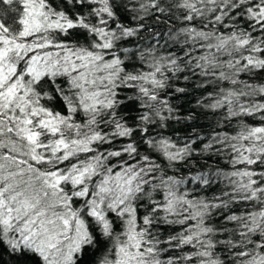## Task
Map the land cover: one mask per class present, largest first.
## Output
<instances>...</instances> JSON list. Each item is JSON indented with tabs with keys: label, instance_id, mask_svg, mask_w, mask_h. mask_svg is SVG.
<instances>
[{
	"label": "snow or ice",
	"instance_id": "obj_1",
	"mask_svg": "<svg viewBox=\"0 0 264 264\" xmlns=\"http://www.w3.org/2000/svg\"><path fill=\"white\" fill-rule=\"evenodd\" d=\"M13 3L21 6L19 28L0 19V260L7 255V264H264V85L239 78L264 71V0L168 5L183 10L184 26L167 34L166 43L207 41L200 47L209 52L197 58L196 67L200 75L229 85L211 103H198L224 109L225 123L240 122L235 135L214 132L200 149L228 150L234 170L188 178L167 175V168L196 154V141L178 147L151 131L178 118L161 92L171 87L169 74L183 70V58L121 47L144 27L119 22L116 8L128 11L127 0H0ZM160 4L142 0L132 9L133 19L143 20L151 10L164 13ZM209 24L214 30L205 31ZM217 25L232 30L224 34ZM155 39L159 44L158 33ZM125 90L134 94L120 98ZM121 108L137 115L125 116ZM257 115L259 125L243 122ZM117 138L130 142L100 151ZM141 146L151 150L148 155H140ZM153 153L168 163L157 164ZM113 158L121 159L110 163ZM219 180L228 186V200L188 199L183 188L189 181L210 187ZM232 202L251 203L254 210L225 216L236 227L230 238L213 239L229 231L227 223L214 228L206 218ZM175 223L186 227L165 239L153 232L154 226ZM217 245L224 246V259ZM184 246L191 251L181 254Z\"/></svg>",
	"mask_w": 264,
	"mask_h": 264
},
{
	"label": "trees",
	"instance_id": "obj_2",
	"mask_svg": "<svg viewBox=\"0 0 264 264\" xmlns=\"http://www.w3.org/2000/svg\"><path fill=\"white\" fill-rule=\"evenodd\" d=\"M128 2V11H125L123 7H117V17L120 23H123L125 27H134L138 24H143L144 27L138 32L134 37L126 38L121 47L127 48H139L141 50H146L149 48H154L155 53L159 56H167L169 53L174 54L177 57H182L180 61L182 71H178L175 75L169 74L171 79L169 83L170 88L165 89L161 92V97L168 100V103L175 109L174 115L177 119H170L168 121V127L164 129L153 128L151 131L159 132L161 135L170 138L173 142L177 144L178 147L182 146L186 141L195 140L196 143L192 145V148L196 149V154H193L188 160L181 163L175 164L172 167L167 168V175L176 176L177 178H188L189 176H194L202 172H212L217 169L222 172H230L233 169L230 163V155L228 150H223L216 152L215 149L209 150L208 152H200V149L203 148V145L209 142L212 134L214 132H219L221 134L227 132L230 135H235L239 130L240 122L237 119H233L230 122L225 123L224 121V109L211 110L205 107L200 106L198 101H202L204 104H209L212 102V98L215 96V93L219 91L221 87H228L227 82L218 83L211 76L200 75L201 69L196 67L197 58L203 55H207L209 50L205 47H200V43L207 44V41L197 42L191 41L188 44L180 45L173 44L171 41L167 40V34L176 33L183 26L182 22V9L172 7L169 8V4L173 3L174 0H161L160 6L165 8L164 13L156 12L151 10L148 15L144 17L143 20L133 19L137 15L136 12L132 11L133 8H138L139 3L142 0H127ZM117 4H120V0H117ZM21 6L17 3L11 5L0 4V19L6 20V22L13 28H19V25L16 21L20 17ZM79 10V9H77ZM83 11H87L84 9ZM142 14V13H141ZM211 18V14H209ZM225 23H231V21L226 17ZM197 30H200L201 25H196ZM205 31H212L213 26L208 25V28L204 29ZM215 30L227 34L232 29H225L221 25H217ZM159 34V44L156 43L155 34ZM189 51L191 56H185L184 52ZM247 55V53H245ZM259 55V54H255ZM191 59V63L188 64L187 61ZM221 59H227V57H221ZM138 63H140L138 61ZM203 63V61H200ZM147 71V65L143 69ZM187 77V79H185ZM240 80L252 84V85H264V71L254 70L251 73H241ZM176 88H183L185 91L183 93L175 92ZM212 94V97L209 94ZM132 90H125L124 92L119 93V97L123 98L125 95H133ZM43 103V101H42ZM120 112L125 115H137L136 112L128 113L123 108ZM188 117H191L189 119ZM79 119V117H77ZM244 123L249 125H259L260 119L259 115L256 117H249L243 120ZM133 121L129 120V124ZM111 131V128L106 129ZM198 137L200 139H198ZM129 138H117L113 141L112 144H104L100 146V151L108 150H119L122 146H125L129 143ZM139 143V140L137 139ZM95 147V146H94ZM216 148H221V145H216ZM151 150L147 149L146 146H141L140 155H148ZM88 156H91L92 153H88ZM153 157L157 164H160L164 167L168 162L163 160L162 157H159L158 154L153 153ZM83 158V154L81 159ZM121 158H113L109 162L114 163L115 160ZM122 159L131 161L126 155ZM66 164L68 162H65ZM237 167L243 168V165H237ZM162 175V173H158ZM189 192L188 199L193 198H203L212 200L214 197H221L224 200H228L227 196H224L223 193L228 191V186L223 180L212 184L210 187L200 186L198 183L193 184L189 181L183 186ZM153 197L155 199H161L160 193H154ZM141 203H144L143 201ZM146 209L141 208L139 210L140 215L144 214ZM254 210L251 203L244 202H232L229 205V208L226 210L217 209L212 213L210 218H206V222L214 227L220 228L222 225L227 223L229 231L218 233L213 236V239L225 240L230 238V232L236 227L234 223H228L224 220V217L235 213L237 215L243 214L247 211ZM161 216L164 215L163 212L160 213ZM171 220H178L179 217H169ZM186 225H181L179 223L170 224V225H159L154 226L153 232L157 233L161 239L167 238L170 234L175 235L182 231ZM163 246V245H162ZM181 254H186L191 251L189 246H184L179 250ZM167 255V254H166ZM217 255L224 259L227 256V252L224 250L223 245H217ZM8 257L7 255L3 256V259L0 260V264H7ZM227 264V261H226Z\"/></svg>",
	"mask_w": 264,
	"mask_h": 264
}]
</instances>
